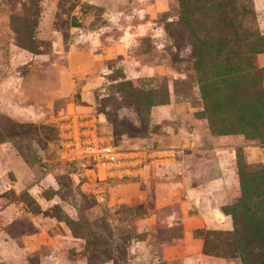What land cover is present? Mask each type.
<instances>
[{
  "label": "rangeland",
  "instance_id": "1",
  "mask_svg": "<svg viewBox=\"0 0 264 264\" xmlns=\"http://www.w3.org/2000/svg\"><path fill=\"white\" fill-rule=\"evenodd\" d=\"M229 1L0 0V264H244L216 244L264 166V91L253 111ZM96 118L122 161L63 160Z\"/></svg>",
  "mask_w": 264,
  "mask_h": 264
},
{
  "label": "trees",
  "instance_id": "2",
  "mask_svg": "<svg viewBox=\"0 0 264 264\" xmlns=\"http://www.w3.org/2000/svg\"><path fill=\"white\" fill-rule=\"evenodd\" d=\"M210 6L211 2L208 1V7ZM227 7L229 12L226 14V20L229 30L226 33L229 35V48L243 56L244 70L250 86L247 89L248 101L255 111L257 105L252 104L250 93L258 92L256 99L259 100L264 91L261 90L263 70L257 66V56L264 52V34L244 26L247 10L239 5L238 0H230ZM249 122L256 131L251 134L264 143V130L260 127V125L264 126V117L258 113L252 116ZM245 173L248 174V178H243ZM242 183L244 189L241 197L225 208L226 214L232 218L233 228L231 231L219 233L224 238L216 244V247L223 246L220 249H227L228 252L224 255L240 258L244 264H264V166L257 169L249 167V172L244 170ZM205 251L211 253L206 245Z\"/></svg>",
  "mask_w": 264,
  "mask_h": 264
},
{
  "label": "built area",
  "instance_id": "3",
  "mask_svg": "<svg viewBox=\"0 0 264 264\" xmlns=\"http://www.w3.org/2000/svg\"><path fill=\"white\" fill-rule=\"evenodd\" d=\"M68 115L75 125L81 118L75 110L70 111ZM72 120H70V123ZM93 121L94 124H85L79 126V128L70 127L67 129L62 144L63 160L68 162L92 161L98 168L103 169L117 166V162L122 161L120 157L123 152L119 151L112 140L100 132L97 118Z\"/></svg>",
  "mask_w": 264,
  "mask_h": 264
}]
</instances>
